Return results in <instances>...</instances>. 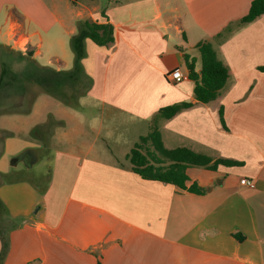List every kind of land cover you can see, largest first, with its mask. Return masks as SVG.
<instances>
[{
	"label": "crops",
	"instance_id": "1",
	"mask_svg": "<svg viewBox=\"0 0 264 264\" xmlns=\"http://www.w3.org/2000/svg\"><path fill=\"white\" fill-rule=\"evenodd\" d=\"M94 1L0 0V45L13 49L0 79V264H264V13L239 22L252 0ZM79 20L113 27L107 45L84 39L81 71ZM205 40L228 76L201 102L184 54L199 71ZM175 69L186 77L171 80ZM33 70L61 74L51 90L10 79ZM69 72L79 80L65 96ZM179 102L190 105L159 116ZM153 125L166 148L238 164L187 167L200 192L143 179L126 155Z\"/></svg>",
	"mask_w": 264,
	"mask_h": 264
},
{
	"label": "trees",
	"instance_id": "2",
	"mask_svg": "<svg viewBox=\"0 0 264 264\" xmlns=\"http://www.w3.org/2000/svg\"><path fill=\"white\" fill-rule=\"evenodd\" d=\"M264 13V0H252L247 13L240 18V23H247L254 20L256 17ZM88 37L98 45H107L113 41V27L108 22H90L87 20H79L77 22V32L70 37L69 43L74 53L73 69H80L81 71V58L85 54L84 39ZM199 51L200 69L195 70V59L188 54H184V62L188 69V76L194 81L193 93L197 100L201 102H208L215 99L219 90L224 86L228 69L221 60L218 59L215 49L209 41H201L196 44ZM13 52L7 45H0V79L8 75L10 70L9 62L6 59L8 53ZM17 52L20 58H25L28 62H34L31 58L30 51L25 55L21 51ZM52 73V72H51ZM25 76L28 79L36 82L44 88L52 87L54 84L48 76L45 80L40 79L39 73L33 72L31 76L27 71H19L13 75L11 80H17L19 76ZM61 73L53 72L54 80L55 75ZM2 77V78H1ZM76 76L72 72L67 74L66 80L74 82ZM189 102H179L163 106L159 109L158 114L162 118H169L176 112L184 107H188ZM3 111H9V108H3ZM220 118H222V111L219 110ZM130 163L131 170L137 173L143 179L158 180L164 183H171L181 189H187L193 192H200V188L196 183H192L188 187L185 185L187 180L186 168L189 166H203L209 169H216L218 164L235 165L238 161L216 158L197 153L187 147L177 146L174 148L164 147L159 130L156 125H153L151 130L146 134L139 137L133 144L131 149L126 155ZM2 204L0 201V209ZM4 245H6L4 243ZM5 247V246H4Z\"/></svg>",
	"mask_w": 264,
	"mask_h": 264
},
{
	"label": "rangeland",
	"instance_id": "3",
	"mask_svg": "<svg viewBox=\"0 0 264 264\" xmlns=\"http://www.w3.org/2000/svg\"><path fill=\"white\" fill-rule=\"evenodd\" d=\"M84 1H90V0H84ZM96 1H99V2H101V4H106V3H108V1L109 0H96ZM96 1H94V2H96ZM70 44V43H69ZM71 47V46H70ZM48 75V78H49V81L51 80H53L54 79V76L52 75V74H47ZM44 75H42V76H39L40 77V79H42V80H45V78L46 77H43ZM56 76V75H55ZM78 77L76 76V79H74V82H71V85H73V86H75V84H77L78 83ZM70 82L69 81H67V84H65L63 87H62V91H61V93L63 94V95H67V92H65V90H64V88L65 87H68L69 85H70ZM74 83V84H73ZM79 83H80V85H83V84H85V80H84V78H83V76L80 78V81H79ZM60 93V94H61ZM75 94H79V93H75ZM82 93H80V95H81ZM20 166L19 167H21V164H19Z\"/></svg>",
	"mask_w": 264,
	"mask_h": 264
},
{
	"label": "built area",
	"instance_id": "4",
	"mask_svg": "<svg viewBox=\"0 0 264 264\" xmlns=\"http://www.w3.org/2000/svg\"><path fill=\"white\" fill-rule=\"evenodd\" d=\"M168 77H169L171 80L177 82V81L182 80V79L185 78L186 76H185V75H184L179 69H175L174 71H172V72H170V73L168 74ZM240 182H241L242 184H250V183H251V180L248 179V178L243 177V178L240 179Z\"/></svg>",
	"mask_w": 264,
	"mask_h": 264
}]
</instances>
